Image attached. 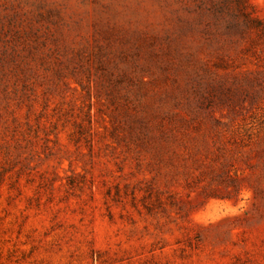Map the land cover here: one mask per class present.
I'll use <instances>...</instances> for the list:
<instances>
[{"label":"rangeland","instance_id":"374dc122","mask_svg":"<svg viewBox=\"0 0 264 264\" xmlns=\"http://www.w3.org/2000/svg\"><path fill=\"white\" fill-rule=\"evenodd\" d=\"M0 264H264V0H0Z\"/></svg>","mask_w":264,"mask_h":264}]
</instances>
